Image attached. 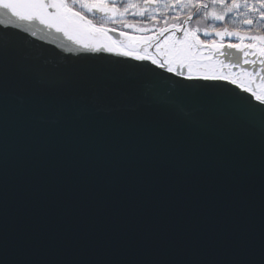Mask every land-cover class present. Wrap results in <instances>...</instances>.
Listing matches in <instances>:
<instances>
[{
    "label": "snow or ice",
    "instance_id": "snow-or-ice-1",
    "mask_svg": "<svg viewBox=\"0 0 264 264\" xmlns=\"http://www.w3.org/2000/svg\"><path fill=\"white\" fill-rule=\"evenodd\" d=\"M36 25L78 45H54L67 70L80 62L68 56L115 53L141 72L175 75L178 91L229 96L260 133L258 160L251 146L241 153L211 134L176 139L171 127L181 122L148 109L115 105L98 118L64 74L10 65L13 41L30 49L48 42ZM68 197L164 206L197 222L179 239L150 227L131 249L89 241L69 251L43 225ZM21 210L33 218L23 227ZM0 264H264V0H0Z\"/></svg>",
    "mask_w": 264,
    "mask_h": 264
},
{
    "label": "water",
    "instance_id": "water-1",
    "mask_svg": "<svg viewBox=\"0 0 264 264\" xmlns=\"http://www.w3.org/2000/svg\"><path fill=\"white\" fill-rule=\"evenodd\" d=\"M33 31L37 37L46 36L48 42L33 41L38 47L30 49L19 41H13L9 51L10 65H42L45 73L64 74L78 92L90 101L88 107L91 111L100 109L98 118L110 114L115 105H128L130 111L148 109L161 119L166 116L181 122L171 127V134L176 139L198 143L211 134L223 147L241 153H247L251 146L258 160L260 133L258 130L250 132L229 96L218 91L197 95L178 91L174 83L175 75L161 73L158 78L151 73L141 72V65L133 63L131 57L116 60L115 53H106L100 58L68 56L67 60L80 62L67 70L65 65L59 64V57L64 53L58 52L54 45L63 43L68 49H77L78 45L58 33H48L41 25H36ZM118 34L114 33V38ZM154 51L149 49V52ZM223 51L231 52L233 58L240 55L235 50ZM145 67H151L150 62ZM185 82L186 77H181L179 83ZM230 91L240 90L233 86ZM8 102L12 103L11 96ZM74 115L81 113L77 110ZM32 219L31 214L21 210L17 223L23 227ZM196 222L194 216L175 217L171 209L164 206L118 207L109 200L86 205L71 197L51 206L43 219V225L51 231L52 238H58L69 251L89 241L98 246L112 245L118 241L131 249L144 242V233L150 227L164 230L179 239L182 230ZM48 238L45 236L42 240L46 242Z\"/></svg>",
    "mask_w": 264,
    "mask_h": 264
},
{
    "label": "trees",
    "instance_id": "trees-1",
    "mask_svg": "<svg viewBox=\"0 0 264 264\" xmlns=\"http://www.w3.org/2000/svg\"><path fill=\"white\" fill-rule=\"evenodd\" d=\"M153 7H156V6H153ZM156 16H157V18H159V15H160V12H156V13H154ZM128 19L129 20H131L132 18L129 16L128 17ZM137 21L138 22H148L147 20H144V19H142V18H137ZM152 22H154V23H156V21H152ZM120 24L119 23H117L116 25H115V27L117 28V29H120ZM241 27H243V26H241ZM123 30L126 32V33H135V32H132L131 31V29H126V28H123ZM143 34H145V33H143Z\"/></svg>",
    "mask_w": 264,
    "mask_h": 264
},
{
    "label": "rangeland",
    "instance_id": "rangeland-1",
    "mask_svg": "<svg viewBox=\"0 0 264 264\" xmlns=\"http://www.w3.org/2000/svg\"><path fill=\"white\" fill-rule=\"evenodd\" d=\"M153 24H155L154 22H152ZM139 24H143V25H145V26H147V24H148V22H139ZM120 28H121V26H120ZM126 29H131V31L132 32H135V33H127L129 36H132V37H136L137 39H139L141 36H143V35H145V34H143V33H141V32H138L136 29H134V28H127V27H125ZM234 39V38H233Z\"/></svg>",
    "mask_w": 264,
    "mask_h": 264
}]
</instances>
